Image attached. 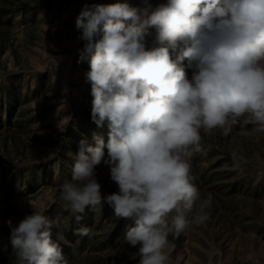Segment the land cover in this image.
Masks as SVG:
<instances>
[{
	"label": "clouds",
	"instance_id": "1",
	"mask_svg": "<svg viewBox=\"0 0 264 264\" xmlns=\"http://www.w3.org/2000/svg\"><path fill=\"white\" fill-rule=\"evenodd\" d=\"M75 28L81 59L88 54L91 120L107 124L108 139L79 141L59 200L72 214L107 205L116 219L132 221L124 239L139 264H172L173 241L210 220L212 197L201 198L189 163L201 130L228 135L243 118L264 132V0H166L154 9L85 3ZM231 157L236 168L247 162L235 151ZM100 165L118 191L102 192ZM5 223L3 250L10 246L17 264H69L44 211Z\"/></svg>",
	"mask_w": 264,
	"mask_h": 264
},
{
	"label": "rangeland",
	"instance_id": "2",
	"mask_svg": "<svg viewBox=\"0 0 264 264\" xmlns=\"http://www.w3.org/2000/svg\"><path fill=\"white\" fill-rule=\"evenodd\" d=\"M116 2L154 9L166 0H0V264H17L10 246L3 250L5 222L15 225L33 210L53 221L52 238L69 264H139L124 239L131 220L116 219L107 205L72 214L59 200L79 141L108 139L107 124L91 120L88 54L81 59L75 20L85 3ZM185 69L191 78L187 61ZM253 128L240 118L228 135L201 130L189 163L201 198L212 197L210 220L173 241L172 264H264V132ZM234 151L247 161L240 168ZM97 179L104 194L118 191L108 167L98 166ZM82 227L89 236L74 235Z\"/></svg>",
	"mask_w": 264,
	"mask_h": 264
}]
</instances>
